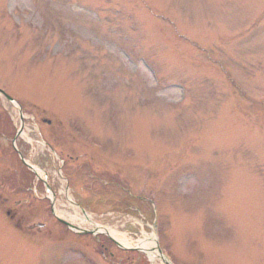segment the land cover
I'll return each mask as SVG.
<instances>
[{"label":"rangeland","instance_id":"rangeland-1","mask_svg":"<svg viewBox=\"0 0 264 264\" xmlns=\"http://www.w3.org/2000/svg\"><path fill=\"white\" fill-rule=\"evenodd\" d=\"M0 87L42 123L20 146L54 186L50 145L85 195L146 198L176 264H264V0H0ZM9 126L0 104V264H109L38 198Z\"/></svg>","mask_w":264,"mask_h":264},{"label":"flooded vegetation","instance_id":"flooded-vegetation-1","mask_svg":"<svg viewBox=\"0 0 264 264\" xmlns=\"http://www.w3.org/2000/svg\"><path fill=\"white\" fill-rule=\"evenodd\" d=\"M4 202H7V199H6V198L4 199ZM7 212H8V214L10 215V217H11V219H12L13 221L17 218V215H16L15 212H12V213H11V210H8ZM21 217H22V218H20V219L24 220L25 216L23 215V216H21ZM16 225L19 226L18 223H17V220H16ZM19 227H20V226H19Z\"/></svg>","mask_w":264,"mask_h":264},{"label":"bare ground","instance_id":"bare-ground-1","mask_svg":"<svg viewBox=\"0 0 264 264\" xmlns=\"http://www.w3.org/2000/svg\"><path fill=\"white\" fill-rule=\"evenodd\" d=\"M106 229H107V228H106ZM108 231H110V233H111L112 235L117 236L115 230H112V229L108 228ZM125 241L127 242L126 239H124V242H125Z\"/></svg>","mask_w":264,"mask_h":264}]
</instances>
